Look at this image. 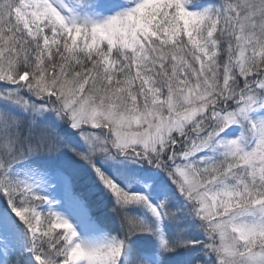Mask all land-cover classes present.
Returning a JSON list of instances; mask_svg holds the SVG:
<instances>
[{
  "label": "snow or ice",
  "instance_id": "6c2138e0",
  "mask_svg": "<svg viewBox=\"0 0 264 264\" xmlns=\"http://www.w3.org/2000/svg\"><path fill=\"white\" fill-rule=\"evenodd\" d=\"M0 264H264V0H0Z\"/></svg>",
  "mask_w": 264,
  "mask_h": 264
},
{
  "label": "trees",
  "instance_id": "16d2710c",
  "mask_svg": "<svg viewBox=\"0 0 264 264\" xmlns=\"http://www.w3.org/2000/svg\"><path fill=\"white\" fill-rule=\"evenodd\" d=\"M80 191L84 193L86 199L89 201V204L92 206L93 215L103 220L106 213V207L100 194L96 193L95 195H89L87 189L84 187H81Z\"/></svg>",
  "mask_w": 264,
  "mask_h": 264
},
{
  "label": "rangeland",
  "instance_id": "374dc122",
  "mask_svg": "<svg viewBox=\"0 0 264 264\" xmlns=\"http://www.w3.org/2000/svg\"><path fill=\"white\" fill-rule=\"evenodd\" d=\"M86 223H87V221H86ZM89 227H94V225H90Z\"/></svg>",
  "mask_w": 264,
  "mask_h": 264
}]
</instances>
